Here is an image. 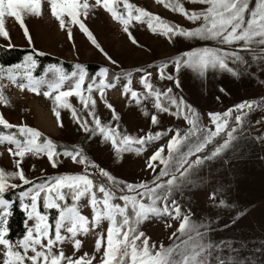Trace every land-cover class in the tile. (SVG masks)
Listing matches in <instances>:
<instances>
[{
  "label": "snow or ice",
  "instance_id": "obj_1",
  "mask_svg": "<svg viewBox=\"0 0 264 264\" xmlns=\"http://www.w3.org/2000/svg\"><path fill=\"white\" fill-rule=\"evenodd\" d=\"M121 0H95L90 4L89 0H48L52 17L59 22V28H66L65 17H68L67 36L71 41L73 39L71 25L78 26L79 31L83 33L91 44L100 50L106 57L115 64L100 44L97 42L93 33L86 27L80 19L81 15L88 17L89 11L93 7H102L111 18L123 26V31L128 34L129 39L135 45L138 42L129 32V25L133 20L144 22L147 18V26L153 33H159L173 42L174 37H180L186 42L199 40L201 42H212L215 46L196 47L178 54L174 59L167 61L158 67L160 79H167L175 82L179 88L178 74L182 69L191 70L198 76H205L208 71L227 72L233 77H238L240 73L229 66L232 64H246L244 56L239 51L232 50V46L243 42L242 49L253 51V59H264V56H258L253 50V46H264V0H256L254 7L250 8V0H190L191 3H199L207 7L202 10H186L178 0L162 3L165 8L172 10L184 16L189 22L198 26L187 29L179 26H173L166 23L159 16H154L145 9L129 3L128 0H122L124 13L118 11ZM42 12L41 0H0V37L9 38L6 29L5 17H13L19 27L23 30L24 36L32 43L29 30L25 24L24 14L29 13L39 17ZM222 46H228L226 50ZM10 47V45H9ZM264 52V48L259 49ZM34 55H44L33 49L24 57V63L0 68V81L7 80L16 85L21 91L25 89L29 93L40 95L42 93L45 99L52 102V112L57 119L58 125L61 123L60 109H66L71 113L72 119L80 125L85 133H90L89 139L96 135L102 137L104 142H110L114 149L117 159L123 153L135 152L141 154L145 151V146L153 141L160 140L162 136L172 132V136L167 143L168 155L164 156V146H161L148 159L147 167L156 172L153 162L159 161L160 171L153 177L151 182L129 183L119 180L111 175L107 170L99 168L98 165L88 160L81 149L69 151L57 150V145L47 137L41 142V133L31 127L21 126L18 128L19 134L23 139H18L15 135H0V145L7 143L14 147L7 149L13 157H19L15 160L16 171H5L0 169V253L3 259L0 264H211L212 251L216 245L206 241L207 232L210 229L209 224H197L190 219L189 214H182L180 206L173 198L177 191L182 192L189 184H195L192 177L196 174L199 167L205 161L217 158L231 142L236 139V133L242 130L244 118L247 112L244 109L252 110L251 102H243L235 106V109H229L224 113H209L210 122L214 125V130L205 127L200 123L199 115L188 105L183 98L177 99L172 93V89L161 92L154 88L150 81L151 73L144 69L137 71L144 72L140 77V83L146 94H139L131 87L132 73H122L127 83L123 86V94H131V99L135 100L137 105L142 100H153V107L157 113H167L174 118H183L189 126L183 134L176 128L167 129L164 132L157 131L155 134L149 132L145 136L134 137L128 134H121L117 127H111L110 124H102L101 120L95 116L96 100L92 93L98 90L101 99L104 97L106 88L115 87V84L106 83L108 69L102 67L99 70V82L95 78L84 85L88 73L84 66L76 64L70 74H66L62 67L52 65L49 68L51 76L44 74L36 77L33 70L37 67ZM169 64L174 65V73L168 74L166 69ZM120 77H116L118 80ZM86 91V95H85ZM221 92L224 89H220ZM70 97L78 98L80 104L87 109L89 104L92 110L89 116L93 117L90 127L87 122H81L77 117V111L69 102ZM166 100V103L162 102ZM0 103H7L3 95V86L0 85ZM105 106L112 111V120L118 121L119 117L111 104L104 101ZM175 109V111H173ZM235 115V126L229 128V120ZM144 115H149L147 109H144ZM159 120L156 114L151 115V124L158 125ZM261 123V121H257ZM0 126L5 129L12 128L2 116H0ZM226 132V138L221 137ZM217 137L223 139L222 144H218L203 157L197 155L204 152L209 144H212ZM181 146L186 147V151L181 150ZM33 156L44 155L47 157L53 169L62 163L61 157L71 158L73 163L84 166L83 173L77 174H58L41 179L39 182L29 180L21 168V163L26 154ZM196 156L194 160L191 157ZM185 165H187L185 167ZM34 167V166H33ZM98 169L99 177L94 181V173L89 168ZM169 177L166 181L161 178ZM20 183H16L15 181ZM106 181V182H105ZM23 185H30L26 190L20 191L18 200L21 211L25 213L26 233L24 236L13 242L9 236L8 222L12 215L11 209L14 201L5 198L9 190L21 188ZM99 194H102L98 196ZM43 194V195H42ZM119 194V195H118ZM42 199L44 212L39 210V202ZM71 203H68V200ZM210 199L215 201V193L211 194ZM87 200V204H82ZM119 200L122 203H115ZM146 201V202H145ZM171 201V204H169ZM162 204L163 206H159ZM90 206L91 220L82 214L83 207ZM218 207H227L224 200H220L216 205ZM56 210L58 215L53 224L49 222V210ZM130 209V211H129ZM168 216L171 219L179 220L177 231L180 236L179 243H173L165 248L161 246L153 254L155 245L149 244V238L145 233L139 231V226L151 217ZM238 218V216H237ZM33 221L32 226H28V221ZM107 221L106 246L102 256L97 259L96 256H89L87 253L79 258H73L75 252L82 246V240L78 237L94 234V250L100 253L102 248L103 222ZM235 222V221H233ZM170 226V225H169ZM100 229V232H96ZM200 229H204L202 232ZM63 233L65 234H62ZM176 233H173L175 236ZM143 237V240L141 238ZM46 241V243H45ZM137 241H141L138 245ZM70 243L73 248L72 255H66L63 248L59 253L53 251L54 246ZM31 253V255L29 254ZM218 264H226V261L217 257ZM233 264H236L234 261Z\"/></svg>",
  "mask_w": 264,
  "mask_h": 264
},
{
  "label": "rangeland",
  "instance_id": "obj_2",
  "mask_svg": "<svg viewBox=\"0 0 264 264\" xmlns=\"http://www.w3.org/2000/svg\"><path fill=\"white\" fill-rule=\"evenodd\" d=\"M128 2L145 9L154 16H159L173 26L190 29L200 23L189 22L179 13L165 8L162 3H157V0H128ZM165 2H172V0H165ZM178 2L182 3L189 11H199L207 7L199 3H191L190 0H178ZM255 2L256 0H250V8L254 7ZM89 3L94 4L95 0H89ZM41 4L42 12L39 17L29 13L24 14L32 43L29 44L23 30L13 17H5L9 38L6 40L0 37V47L9 48L10 45L12 48L35 49L44 55L71 63L73 70L76 64L82 66L92 64L98 65L100 69L107 68L112 79L109 84L114 83L115 87L106 88L103 99H101L98 90H94L92 95L96 100L95 116L101 120L102 124H110L111 127H117L118 124V131L122 135L128 134L138 138L149 132L155 134L157 131L164 132L169 128H172L173 131L179 128L183 134L189 127L183 118L177 119L167 113H157L153 107V100H142L141 104L137 105L135 100L131 99L130 93L123 94V86L127 81L122 73L127 72L132 73V89L139 94H146L140 83V77L144 75V72L137 71V69L150 72L151 83L161 92L171 88L170 95H174L178 100L183 98L199 115L200 123L213 130L214 125L210 122L209 113L222 114L229 109H235L236 105L243 102L253 104L251 111L243 110L247 112V115L244 118L242 130L235 134L236 139L217 158L205 161L192 177L195 184L187 185L182 192H175L173 198L180 206L182 214H189L190 219L197 224L210 225L206 241L217 246L212 251L211 264H218L217 257L224 259L226 264H233L234 261L236 264H264V59L254 60L253 51L243 50V42H239L232 46V50L239 51L247 63L238 65L229 62V66L240 73L238 77H233L227 72L211 70L201 77L191 70L182 69L178 74L179 88H177L174 80L160 79L157 66L174 59L186 50L205 45L215 46L212 42L199 40L186 42L180 37H174L173 42L170 43L165 36L159 33L153 34L147 26V18H144V22L133 20L129 25V32L138 42L134 45L128 34L123 31L122 25L114 21L102 7H93L87 18L81 15L80 19L93 33L104 52L116 61L113 64L88 41L87 37L79 31L78 26L71 25L73 39L70 41L67 36L68 17H65L66 28L61 30L59 22L51 15L48 0H41ZM118 11L124 13L122 0L119 3ZM222 47L228 49V46ZM260 48H264V46H253V50L258 56H264V52L259 51ZM23 63L24 61L21 64ZM49 68L44 71L43 75L51 76ZM99 70L90 80L88 77L86 78L85 90L93 78L96 83L99 82ZM166 72L175 75L174 65L169 64ZM116 77L120 78L117 80ZM0 85L3 86V95L7 100L6 104L0 103V116L13 125L9 129L0 126L5 134H17L22 140L23 137L19 134L18 128L21 126L34 128L42 134L41 142L47 137L57 145L58 151L81 149L88 160L98 165L99 168L107 170L117 179L129 183L151 182L163 167L159 161H154L153 163L157 167L156 172H152L147 167L148 159L161 146H164L162 155H168L167 143L172 132L162 136L160 140L147 144L146 150L139 155L135 152H126L117 159L111 143L104 142L99 135L89 139L91 134L85 133L80 128L68 110L60 109L62 126L58 125L52 112V102L50 99H45L42 93L36 95L29 93L26 89L21 91L6 79L0 81ZM220 89H224V91L221 92ZM104 101L112 105L119 117L118 121L112 120V111L105 106ZM69 102L76 109L77 117L81 122H87L90 127H94L93 117L88 114L92 110L91 104L86 109L76 97H70ZM162 102L166 103V100L162 99ZM144 109H147L149 115H144ZM40 113H49L51 125L42 121ZM152 114L158 116L159 123L156 126L151 124ZM257 121H261V123H257ZM224 137L226 138V133ZM222 143L223 141L219 144ZM9 147L14 146L7 143L0 145V169L16 171L14 161L19 157L11 156L7 151ZM181 150L186 151V147L181 146ZM210 152L205 154L204 150L197 155L203 157ZM195 158L196 156H193L190 159L194 160ZM61 160L62 163L53 169L46 156L42 154L33 156L29 153L24 157L21 168L25 176L33 182H39L43 178L58 174L83 173L84 166L73 163L70 157H61ZM89 171L94 173V177H99L98 169L90 167ZM168 178L161 179L166 181ZM99 179L103 180L104 178L99 177ZM15 182L20 183L18 180ZM28 187L30 185H23L19 189L23 191ZM213 192L215 201L210 199ZM220 200L226 201L228 206H216ZM114 202L122 203L119 200ZM40 203L43 207L42 199ZM68 203H71L70 199ZM81 203L86 205L87 200H83ZM81 212L91 220L90 206L83 207ZM27 223L28 226L33 225L31 220ZM179 223V220L171 219L168 216H153L139 226V231L144 232L145 236L149 238L150 246L155 245L154 254L161 246L167 248L174 242H180L177 239L180 236L177 231ZM107 226V221L103 222L104 240L100 253H96L94 250L97 236L89 234L78 237L82 240V246L79 251L75 252L73 258H79L87 253L90 257L96 256L99 259L106 246ZM200 230L204 231V229ZM96 232H100V229H97ZM173 233L176 235L173 236ZM62 234L65 233L62 231ZM140 243L141 241H137L138 245ZM60 248H63L66 255L73 254L70 243L54 246V253L58 254ZM29 254L31 255V253ZM2 259L3 256L0 253V262ZM126 259L130 264V258ZM93 264H96V260H93Z\"/></svg>",
  "mask_w": 264,
  "mask_h": 264
},
{
  "label": "trees",
  "instance_id": "obj_3",
  "mask_svg": "<svg viewBox=\"0 0 264 264\" xmlns=\"http://www.w3.org/2000/svg\"><path fill=\"white\" fill-rule=\"evenodd\" d=\"M32 52H33L32 49L0 47V67L6 68V67H11V66L21 64L24 61V57ZM33 58L37 62V67L33 70V74L36 77H40L41 75H43L44 71L52 65H57V66L62 67L66 74H70L73 71V66L71 63L61 61L49 55H39V56L34 55ZM84 67L88 73L87 77L89 78V80L100 69L98 65H92V64H86L84 65ZM111 82H112L111 74L109 75V71H108V75L106 77V83H111ZM236 114H237L236 112L233 113L231 119L229 120V128L234 126ZM227 130L228 129L225 130V133L227 132ZM225 133H222L221 137L225 138L224 137ZM6 134L4 130L0 127V135H6ZM14 135L18 139H21L19 135L17 134H14ZM221 137H217L212 144H209L206 147L205 154L213 150L215 146H217L220 142L223 141ZM93 178L95 181L96 177H93ZM20 191L21 190L17 188L5 194L6 199L14 201L12 209H11L12 215L9 217V222H8V228L10 230L8 238L13 242L21 239L26 233V226H25L26 216H25V213L21 211L19 207L18 196H19ZM98 196H100L99 193H98ZM39 210L41 212H44V209L41 203L39 204ZM57 215L58 213L56 210L54 209L49 210V222L53 224V233H54V220L57 217Z\"/></svg>",
  "mask_w": 264,
  "mask_h": 264
},
{
  "label": "bare ground",
  "instance_id": "obj_4",
  "mask_svg": "<svg viewBox=\"0 0 264 264\" xmlns=\"http://www.w3.org/2000/svg\"><path fill=\"white\" fill-rule=\"evenodd\" d=\"M40 114H41L42 121L45 122L46 124L51 125L49 113H44V114L40 113Z\"/></svg>",
  "mask_w": 264,
  "mask_h": 264
}]
</instances>
